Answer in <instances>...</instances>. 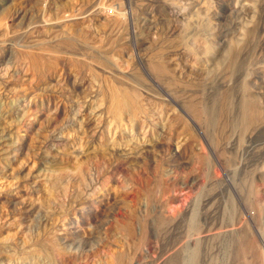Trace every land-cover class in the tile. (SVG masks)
I'll use <instances>...</instances> for the list:
<instances>
[{
  "label": "rangeland",
  "instance_id": "obj_1",
  "mask_svg": "<svg viewBox=\"0 0 264 264\" xmlns=\"http://www.w3.org/2000/svg\"><path fill=\"white\" fill-rule=\"evenodd\" d=\"M237 1L0 0V264H264V0Z\"/></svg>",
  "mask_w": 264,
  "mask_h": 264
},
{
  "label": "bare ground",
  "instance_id": "obj_2",
  "mask_svg": "<svg viewBox=\"0 0 264 264\" xmlns=\"http://www.w3.org/2000/svg\"><path fill=\"white\" fill-rule=\"evenodd\" d=\"M238 3H240L239 2V0L237 1ZM240 4H242V3H240ZM225 100V99H224ZM244 101H245V99H244ZM247 104H249L248 102H247ZM246 104V101H245V103L243 104V106H242V111H243V113H244V117H247V119H252V117H255L256 116V114L257 113H259L258 111H255V109H251V107H247L248 105ZM196 109V108H195ZM202 110V109H201ZM201 110L198 108V109H196V111L194 110V116H196V117H198L199 115H202V112H201ZM204 110V109H203ZM195 117V118H196ZM201 117V116H200ZM246 119V118H245ZM22 196V195H21ZM10 199H12V198H10ZM13 200V199H12ZM3 231V230H2ZM12 236V235H11ZM190 255H192V254H190ZM190 260H191V256H187V257H184L182 260H180L179 262H181V263H177L176 262V264H190L191 262H190Z\"/></svg>",
  "mask_w": 264,
  "mask_h": 264
}]
</instances>
